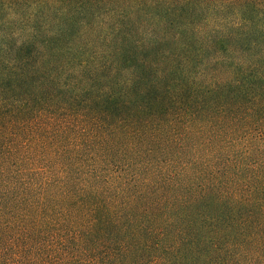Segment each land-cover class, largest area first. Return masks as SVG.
Returning a JSON list of instances; mask_svg holds the SVG:
<instances>
[{
    "label": "trees",
    "instance_id": "1",
    "mask_svg": "<svg viewBox=\"0 0 264 264\" xmlns=\"http://www.w3.org/2000/svg\"><path fill=\"white\" fill-rule=\"evenodd\" d=\"M0 264H264V0H0Z\"/></svg>",
    "mask_w": 264,
    "mask_h": 264
}]
</instances>
